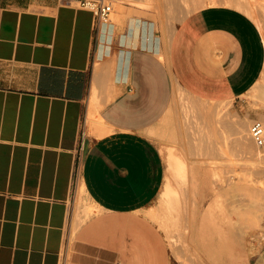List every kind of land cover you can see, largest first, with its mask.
Instances as JSON below:
<instances>
[{"label": "crops", "instance_id": "0c3cea01", "mask_svg": "<svg viewBox=\"0 0 264 264\" xmlns=\"http://www.w3.org/2000/svg\"><path fill=\"white\" fill-rule=\"evenodd\" d=\"M208 5L165 37L128 7L102 23L64 0H0V264H170L149 217L158 124L176 90L236 102L264 67L262 26Z\"/></svg>", "mask_w": 264, "mask_h": 264}, {"label": "rangeland", "instance_id": "374dc122", "mask_svg": "<svg viewBox=\"0 0 264 264\" xmlns=\"http://www.w3.org/2000/svg\"><path fill=\"white\" fill-rule=\"evenodd\" d=\"M110 1L111 21L128 7L167 37L189 13L227 0H200L203 6L193 5L197 0ZM248 1L257 10L253 19L264 36V0ZM204 102L211 101L176 90L158 124L156 138L164 159L161 190L168 181L179 197L171 219L162 210L160 195L149 217L155 214L156 220L150 218L166 240L170 264H250L264 245V146L252 145L248 134L252 121L264 125V67L258 81L236 102L201 105ZM238 133L247 137L250 150L240 147ZM168 153L179 156L186 181L174 180ZM256 153L262 157L257 159Z\"/></svg>", "mask_w": 264, "mask_h": 264}, {"label": "bare ground", "instance_id": "6f19581e", "mask_svg": "<svg viewBox=\"0 0 264 264\" xmlns=\"http://www.w3.org/2000/svg\"><path fill=\"white\" fill-rule=\"evenodd\" d=\"M227 5L229 6H233V7H236L240 10H242L243 12H245L248 16L254 18V14L257 13V10L256 8L253 6V4L248 1V0H227L225 1ZM178 92H182L179 90H177ZM202 102V101H201ZM208 103V102H207ZM210 104V103H208ZM207 106H212V105H208ZM201 105H206V103H201ZM225 108V107H224ZM222 109V108H221ZM207 110V109H206ZM211 113V112H209ZM221 115V114H220ZM209 116V115H208ZM220 118V117H219ZM222 118V117H221ZM223 120V119H222ZM219 123V122H218ZM217 124V123H216ZM237 126V125H236ZM240 132V131H239ZM238 135V143L240 145V147H242L244 150H250V144H248V141H247V137L246 136H242L240 135V133L237 134ZM252 144V142H251ZM253 145V144H252ZM238 148V147H237ZM253 153V152H252ZM255 153V152H254ZM257 159L258 157L261 158L262 157V154H257ZM256 157V156H255ZM167 163H168V166L172 172V176L174 178L175 181H177L178 179H181L182 181H186V175H185V167L184 165L181 163V161L179 159H177L176 157H174L173 155H171L170 153L168 154L167 156ZM174 164H177L179 169L175 168L174 167ZM214 167V166H213ZM213 172V171H212ZM218 175V174H217ZM215 177V176H213ZM212 178V177H211ZM194 181V180H193ZM221 181V180H220ZM196 182V181H195ZM216 182V181H215ZM193 183V182H192ZM218 183V182H217ZM216 183V184H217ZM177 184V183H176ZM196 183H194L195 185ZM215 184V183H214ZM215 184V185H216ZM222 184V183H221ZM196 186V185H195ZM178 194H177V191H174L169 182L167 181L166 183V186H165V190L164 192L162 193V199L160 201V203H162V210H164V213L168 215V219H171V216H172V212L173 210H175V202L178 200ZM82 200V199H81ZM159 209V208H158ZM196 209V207H195ZM198 209V208H197ZM161 210V209H160ZM161 210V212H162ZM160 212V213H161ZM163 213V212H162ZM161 213V217L163 216V214ZM194 213V212H193ZM159 215V214H158ZM195 215V213H194ZM152 218L155 216L154 215H150ZM166 216V215H165ZM157 218V217H156ZM164 218V217H163ZM167 218V217H166ZM155 217L153 218V221H154ZM158 219H159V216H158ZM156 220V219H155ZM161 221V220H160ZM164 221H165V218H164ZM169 221V220H167ZM192 222V220H191ZM190 222V223H191ZM162 223V222H161ZM160 223V224H161ZM164 223V222H163ZM169 223V222H168ZM194 224V223H193ZM165 225V223H164ZM163 225V226H164ZM162 226V224H161ZM166 229V228H165ZM171 243V242H170Z\"/></svg>", "mask_w": 264, "mask_h": 264}, {"label": "built area", "instance_id": "2783aa9c", "mask_svg": "<svg viewBox=\"0 0 264 264\" xmlns=\"http://www.w3.org/2000/svg\"><path fill=\"white\" fill-rule=\"evenodd\" d=\"M75 7L87 10L102 23H108L113 13V7L110 0H64ZM249 139L257 147L264 146V125L261 121L254 120L248 129Z\"/></svg>", "mask_w": 264, "mask_h": 264}]
</instances>
